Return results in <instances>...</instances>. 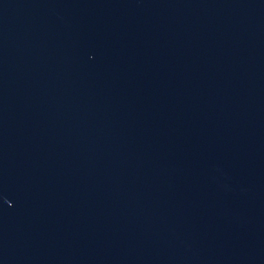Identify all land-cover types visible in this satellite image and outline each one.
Here are the masks:
<instances>
[{
    "label": "water",
    "instance_id": "water-1",
    "mask_svg": "<svg viewBox=\"0 0 264 264\" xmlns=\"http://www.w3.org/2000/svg\"><path fill=\"white\" fill-rule=\"evenodd\" d=\"M0 264H264V0H0Z\"/></svg>",
    "mask_w": 264,
    "mask_h": 264
}]
</instances>
